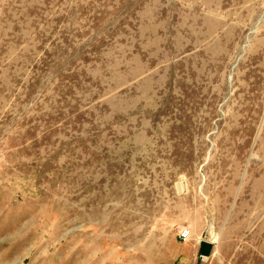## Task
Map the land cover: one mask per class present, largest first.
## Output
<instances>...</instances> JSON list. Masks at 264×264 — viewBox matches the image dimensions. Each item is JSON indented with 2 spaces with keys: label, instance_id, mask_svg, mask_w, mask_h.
<instances>
[{
  "label": "rangeland",
  "instance_id": "rangeland-1",
  "mask_svg": "<svg viewBox=\"0 0 264 264\" xmlns=\"http://www.w3.org/2000/svg\"><path fill=\"white\" fill-rule=\"evenodd\" d=\"M250 67L264 0H0V264H264Z\"/></svg>",
  "mask_w": 264,
  "mask_h": 264
},
{
  "label": "crops",
  "instance_id": "crops-1",
  "mask_svg": "<svg viewBox=\"0 0 264 264\" xmlns=\"http://www.w3.org/2000/svg\"><path fill=\"white\" fill-rule=\"evenodd\" d=\"M175 248L176 258L178 259L179 264H200L199 247L196 239L193 238V233L188 241L180 242L179 244L177 243ZM209 262L210 264H217L213 259H209Z\"/></svg>",
  "mask_w": 264,
  "mask_h": 264
},
{
  "label": "bare ground",
  "instance_id": "bare-ground-1",
  "mask_svg": "<svg viewBox=\"0 0 264 264\" xmlns=\"http://www.w3.org/2000/svg\"><path fill=\"white\" fill-rule=\"evenodd\" d=\"M263 72H264V68L250 67L245 75L246 86L244 87V89H242V91L248 95L252 94V99H256V98L260 99L264 95V90L260 92V90L258 89V85L261 81V74ZM237 159H239L238 156Z\"/></svg>",
  "mask_w": 264,
  "mask_h": 264
},
{
  "label": "water",
  "instance_id": "water-1",
  "mask_svg": "<svg viewBox=\"0 0 264 264\" xmlns=\"http://www.w3.org/2000/svg\"><path fill=\"white\" fill-rule=\"evenodd\" d=\"M214 244L209 240H201L199 255L202 258H210L213 254Z\"/></svg>",
  "mask_w": 264,
  "mask_h": 264
},
{
  "label": "built area",
  "instance_id": "built-area-1",
  "mask_svg": "<svg viewBox=\"0 0 264 264\" xmlns=\"http://www.w3.org/2000/svg\"><path fill=\"white\" fill-rule=\"evenodd\" d=\"M191 234L192 232L188 228H183L180 231V239L182 240V242H186L191 238ZM204 259L206 260V258Z\"/></svg>",
  "mask_w": 264,
  "mask_h": 264
}]
</instances>
